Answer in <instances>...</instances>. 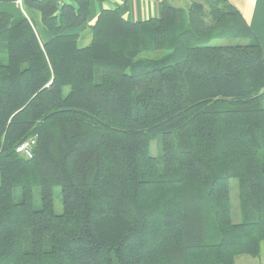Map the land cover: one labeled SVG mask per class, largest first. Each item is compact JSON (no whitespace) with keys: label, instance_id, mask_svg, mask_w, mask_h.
Instances as JSON below:
<instances>
[{"label":"trees","instance_id":"1","mask_svg":"<svg viewBox=\"0 0 264 264\" xmlns=\"http://www.w3.org/2000/svg\"><path fill=\"white\" fill-rule=\"evenodd\" d=\"M93 1L108 0H25L47 40L0 12V264L259 256L264 50L251 26L228 0H163L145 20L104 5L91 24ZM84 25L82 46L70 29ZM236 38L249 41L214 43ZM32 137L27 157L17 147Z\"/></svg>","mask_w":264,"mask_h":264},{"label":"crops","instance_id":"2","mask_svg":"<svg viewBox=\"0 0 264 264\" xmlns=\"http://www.w3.org/2000/svg\"><path fill=\"white\" fill-rule=\"evenodd\" d=\"M162 1L163 0H108L104 3L100 1H93L89 23L92 24L96 20L97 15L104 5L107 7H118L120 13L130 20H145L150 17L160 15ZM228 1L234 4L241 11L264 50V0ZM25 6L27 7L26 10L29 17L31 20H34L36 26L41 24V28L38 30L42 33V39L47 40L50 38L51 34L42 21L41 12L38 9L30 7L26 4ZM0 12H5L13 16H18L20 14L16 0H0ZM74 31L81 32V40L86 38L88 35H91V32L86 25L78 27Z\"/></svg>","mask_w":264,"mask_h":264},{"label":"rangeland","instance_id":"3","mask_svg":"<svg viewBox=\"0 0 264 264\" xmlns=\"http://www.w3.org/2000/svg\"><path fill=\"white\" fill-rule=\"evenodd\" d=\"M173 2L176 5L185 6L186 4H188L190 2V0H173ZM18 8H19L20 12H22L21 7L18 6ZM24 9L25 10L27 9V7L25 5H24ZM120 9H122V8H120ZM95 11H96V9H95ZM26 13L29 16L27 10H26ZM31 22L34 23V20H31ZM40 25L41 24L36 26L37 29L41 28ZM75 29L76 28H72V29H70V31H74ZM39 34H41V37H42V33L40 31H39ZM90 39H91V35H88L83 40L80 39V45L83 46V45L88 44ZM248 41H249V39L236 38V39H233V40H215L214 43H228V42L229 43H247ZM159 54H163V52L162 51H145V52L141 53L140 56L141 57H148V56H156V55H159ZM261 105L264 106V98L261 100ZM32 138H34V137H32ZM160 148H161V146H160L159 142H157V140L153 141V143H152L153 152L154 153L159 152ZM238 182L239 181L237 179H232L230 181L232 203H233V216H234L235 220L239 219V217H240L239 195H238L239 186H237ZM54 199H55V211L57 213L62 212L63 211V200H62V191H61V187L60 186H57L54 189ZM35 201H36V204L38 206L41 205V199H40V195H39V190L38 189H35ZM236 264H264V243H263V247H262V252H261V254L259 256L254 257V256H250V255H240V256L237 257Z\"/></svg>","mask_w":264,"mask_h":264},{"label":"built area","instance_id":"4","mask_svg":"<svg viewBox=\"0 0 264 264\" xmlns=\"http://www.w3.org/2000/svg\"><path fill=\"white\" fill-rule=\"evenodd\" d=\"M62 1H60L61 3ZM17 6L21 7L22 12L31 20V18L27 15L26 10L24 9L25 0H16ZM35 144V138H29L22 142L18 147L17 151L24 156L32 157L33 155V145Z\"/></svg>","mask_w":264,"mask_h":264}]
</instances>
